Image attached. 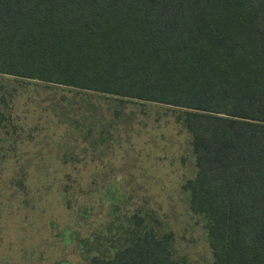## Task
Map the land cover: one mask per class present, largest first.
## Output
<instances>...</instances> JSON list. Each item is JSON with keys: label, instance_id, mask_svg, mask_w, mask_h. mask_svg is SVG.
<instances>
[{"label": "trees", "instance_id": "1", "mask_svg": "<svg viewBox=\"0 0 264 264\" xmlns=\"http://www.w3.org/2000/svg\"><path fill=\"white\" fill-rule=\"evenodd\" d=\"M0 76L178 109L212 264H264V0H0ZM171 239L88 264H182Z\"/></svg>", "mask_w": 264, "mask_h": 264}, {"label": "rangeland", "instance_id": "2", "mask_svg": "<svg viewBox=\"0 0 264 264\" xmlns=\"http://www.w3.org/2000/svg\"><path fill=\"white\" fill-rule=\"evenodd\" d=\"M1 93L0 264H88L143 229L170 232L182 264H212L178 109L0 76Z\"/></svg>", "mask_w": 264, "mask_h": 264}]
</instances>
